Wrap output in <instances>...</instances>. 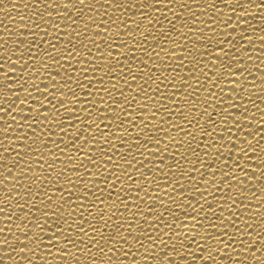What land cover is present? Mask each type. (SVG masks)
<instances>
[{
  "label": "snow or ice",
  "instance_id": "obj_1",
  "mask_svg": "<svg viewBox=\"0 0 264 264\" xmlns=\"http://www.w3.org/2000/svg\"><path fill=\"white\" fill-rule=\"evenodd\" d=\"M20 5L0 264H264V0Z\"/></svg>",
  "mask_w": 264,
  "mask_h": 264
},
{
  "label": "bare ground",
  "instance_id": "obj_2",
  "mask_svg": "<svg viewBox=\"0 0 264 264\" xmlns=\"http://www.w3.org/2000/svg\"><path fill=\"white\" fill-rule=\"evenodd\" d=\"M13 2H15L17 4V8L16 9L13 10V9H11L9 7L7 9V11H8L7 14H5V12L3 10H0V34H2V30H3L4 27H11V23L12 22L8 20V17H12L13 18V23H15V22H17L19 20L20 16L29 15V10H25L22 7V5H20V4L29 3V5H31V0H13ZM217 2L219 3V0H217ZM2 7H3V5H0V8H2ZM237 11H238V14H239V10H237ZM137 19H140V17H137ZM161 19H165V17H161ZM253 23L256 24L257 21L254 20ZM259 35H261V33L258 31L256 33V36H259ZM252 39H255V36H253ZM256 46L258 47V41H257V45ZM249 54L252 55L253 53L250 51ZM256 54H258V52ZM257 64H259V61H257ZM259 66L262 69H264V64H260ZM133 87H135V85H133ZM10 102L11 101H9V103ZM257 103H259V101H257ZM260 106H261L262 109H264V104H262ZM14 115H15V113H14ZM257 115H259V113H257ZM17 119H19V118H17ZM174 119H176V118L174 117ZM9 123H11V121H9ZM37 132H39V129H37ZM253 167H255V164L253 165ZM181 184L182 185H187V181L181 180ZM192 192H193L192 186H188L187 187V194H188L189 199H191ZM98 195H99V193H98ZM141 195H143V194L141 193ZM197 199H199V195L198 194H197ZM207 199L209 200V202H211V197H207ZM192 202L195 203V201H192ZM149 203H151V201H149Z\"/></svg>",
  "mask_w": 264,
  "mask_h": 264
}]
</instances>
